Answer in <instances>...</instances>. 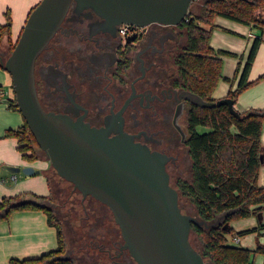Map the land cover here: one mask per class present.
Segmentation results:
<instances>
[{"label": "flooded vegetation", "instance_id": "1", "mask_svg": "<svg viewBox=\"0 0 264 264\" xmlns=\"http://www.w3.org/2000/svg\"><path fill=\"white\" fill-rule=\"evenodd\" d=\"M188 27L186 21L108 22L93 9L73 2L36 59L41 105L105 128L110 136L124 131L165 154L170 183L178 190V182L187 180L183 169L192 167L189 115L195 103L181 65L188 52ZM66 181L72 186L66 198L57 203L59 196L52 190L45 202L51 210L65 207L70 213L68 223L76 219L70 227L75 246L67 248L66 259L76 264H137L124 247L111 209Z\"/></svg>", "mask_w": 264, "mask_h": 264}, {"label": "water", "instance_id": "2", "mask_svg": "<svg viewBox=\"0 0 264 264\" xmlns=\"http://www.w3.org/2000/svg\"><path fill=\"white\" fill-rule=\"evenodd\" d=\"M193 1L40 0L28 15L12 51L4 58L0 56V65L11 76L18 109L45 160L83 196L91 195L111 209L124 247L137 264H213L191 243L192 225L215 227L233 209L211 222L183 212L179 192L170 183L166 155L135 141L124 131L110 136L105 128L44 109L37 94L35 63L73 2L79 8L93 9L108 22L179 24L190 13ZM190 99L202 107L226 104L231 113L240 117L231 98L209 101L193 92ZM3 101L11 102L8 98ZM260 159L262 163V152ZM4 168L26 175L41 171L32 165ZM32 202L48 207L37 200ZM262 213H257L260 219ZM222 228L228 230L229 222ZM65 254L60 258L66 259Z\"/></svg>", "mask_w": 264, "mask_h": 264}, {"label": "trees", "instance_id": "3", "mask_svg": "<svg viewBox=\"0 0 264 264\" xmlns=\"http://www.w3.org/2000/svg\"><path fill=\"white\" fill-rule=\"evenodd\" d=\"M186 17L188 20L183 21L189 24L188 52L182 56V74L186 85L209 101L215 100L212 93L218 81L222 77L229 80L222 74V55L225 51L215 50L210 44L212 31L216 27L215 18L225 17L260 30V35L252 42L237 87L230 89L226 96L236 101L239 94L252 83L248 81V73L264 32V0H204L198 12L190 10ZM9 25L7 22L0 26V38L9 31ZM17 40L11 42L10 52ZM11 89L13 97L8 98L11 102L7 104L19 111L12 83ZM239 113L240 117L235 116L226 104L211 107L193 105L189 115L191 135L188 140L192 180L181 179L177 184L178 191L193 202V214L200 219L211 222L219 214L233 209L215 227L192 225V230L198 234L201 242V248L196 247L197 250L213 264H253L254 254L264 252V247L249 249L230 243L227 234L233 232L231 225L229 224L228 230L222 228L225 222L257 214L264 206V186L257 184L263 149L261 133L264 108H251ZM200 126L207 130L199 131ZM6 135L17 138V148L22 152L23 158L29 161L38 158L28 152L32 149L31 143L37 141L25 121L16 130H7ZM49 199L51 195L43 196L33 192L2 197L0 221L9 219L15 210L43 209L47 212L48 222L56 228L58 240L54 249L38 256L12 257L9 264L73 263V260L60 258L68 248L61 221L49 207L32 202L37 200L45 203ZM259 228H264V223L259 227L238 232L237 235L254 232Z\"/></svg>", "mask_w": 264, "mask_h": 264}, {"label": "crops", "instance_id": "4", "mask_svg": "<svg viewBox=\"0 0 264 264\" xmlns=\"http://www.w3.org/2000/svg\"><path fill=\"white\" fill-rule=\"evenodd\" d=\"M39 2L40 0H0V26L10 23L9 31L0 38L1 57L9 54L11 42H15L20 36L31 9ZM215 24L210 44L215 50L225 51L222 55V74L229 78L227 80L222 77L218 81L212 93L216 100L226 97L230 89L237 87L252 42L260 35V30L225 17H216ZM8 79V72L0 65V89L8 83ZM248 81L252 82L251 85L239 94L234 103L239 112L264 108V32L248 73ZM3 99L5 98L0 93V201L5 195H22L26 192L50 196L52 186L47 172L49 162L43 158L33 161L23 158L22 152L17 148V138L6 135L7 130H16L23 125L24 118L20 111L10 108ZM261 141L263 162L257 184L264 186V123ZM5 165H32L41 171L19 177L6 170ZM261 211V219L258 214H253L229 222L237 230L236 234H227L229 242L249 249L264 247V228L237 235L238 232L259 227L264 223V206ZM57 244L56 228L48 222L47 212L43 209L15 210L9 219L0 221V264H9L12 257L38 256L56 248ZM253 261V264H264V252L255 253ZM71 264L76 263L73 261Z\"/></svg>", "mask_w": 264, "mask_h": 264}, {"label": "rangeland", "instance_id": "5", "mask_svg": "<svg viewBox=\"0 0 264 264\" xmlns=\"http://www.w3.org/2000/svg\"><path fill=\"white\" fill-rule=\"evenodd\" d=\"M203 3H204V0H194L191 4L190 9L194 12H198L199 8L202 6ZM197 23L201 26H206L202 22H197ZM8 78H9L8 83H5L2 87L4 89V95H3L4 98L13 97V91L11 89V82L12 81H11V76L9 75V73H8ZM198 130L204 131V130H207V128L200 126V127H198ZM31 146H32V149L28 150L30 155H35L38 158L45 159V155H44L43 151L40 149L39 145L36 142L31 143ZM47 172L50 175V183L52 186V190L54 191L52 193H54L53 194L54 196L55 195L59 196L55 200L57 203H61L66 198V196L69 194L70 190H72V186L64 178H62L61 176H59L57 174V172L50 165V163H49ZM183 172H184L183 177L187 178V180L191 181L192 180V167L190 164L187 165L183 169ZM17 175H19V177L26 176V174H23L22 172L17 173ZM11 183L13 184V182H11ZM66 185H68V187ZM60 190H62L63 192H61V193L58 192ZM74 193H76V192H74ZM179 194H180L179 201H180V205L182 206V209L185 212L188 211L189 213L193 214L195 212V206H194L193 202H191L186 196L182 195L180 192H179ZM59 208H60V210H56V211L52 210V211H53L54 215L61 221V223L63 225V229H64L66 239L68 238L67 239L68 247L70 245L75 246L74 235H73L74 232L72 229H70V227L76 224V219L74 217H72V220L70 219L71 221L69 220L70 223H68L67 219H69L70 213L67 212V209L65 207L60 206ZM235 220H238V219H235ZM72 222H73V224H72ZM232 229H234L233 226H232ZM236 232H237V230L234 229L233 232L230 234L233 235V234H236ZM190 239H191V243L195 247H197L198 249L201 248L200 238L194 230L191 231Z\"/></svg>", "mask_w": 264, "mask_h": 264}, {"label": "built area", "instance_id": "6", "mask_svg": "<svg viewBox=\"0 0 264 264\" xmlns=\"http://www.w3.org/2000/svg\"><path fill=\"white\" fill-rule=\"evenodd\" d=\"M185 20H188V18L185 17ZM0 93H1V95H4V89H3V88L0 89ZM237 238H238V237H236V239H237Z\"/></svg>", "mask_w": 264, "mask_h": 264}]
</instances>
